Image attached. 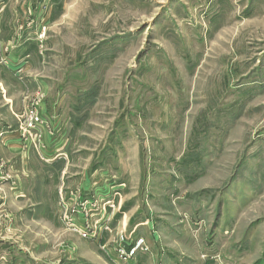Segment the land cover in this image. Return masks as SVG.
Listing matches in <instances>:
<instances>
[{
    "label": "rangeland",
    "instance_id": "rangeland-1",
    "mask_svg": "<svg viewBox=\"0 0 264 264\" xmlns=\"http://www.w3.org/2000/svg\"><path fill=\"white\" fill-rule=\"evenodd\" d=\"M0 264H264V0H0Z\"/></svg>",
    "mask_w": 264,
    "mask_h": 264
},
{
    "label": "built area",
    "instance_id": "built-area-1",
    "mask_svg": "<svg viewBox=\"0 0 264 264\" xmlns=\"http://www.w3.org/2000/svg\"><path fill=\"white\" fill-rule=\"evenodd\" d=\"M27 128L33 129L39 122V118L35 114H31L27 119Z\"/></svg>",
    "mask_w": 264,
    "mask_h": 264
},
{
    "label": "crops",
    "instance_id": "crops-1",
    "mask_svg": "<svg viewBox=\"0 0 264 264\" xmlns=\"http://www.w3.org/2000/svg\"><path fill=\"white\" fill-rule=\"evenodd\" d=\"M55 141V140H54Z\"/></svg>",
    "mask_w": 264,
    "mask_h": 264
}]
</instances>
